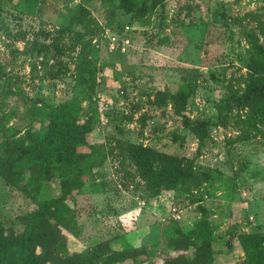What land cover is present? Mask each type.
Wrapping results in <instances>:
<instances>
[{"label": "rangeland", "instance_id": "374dc122", "mask_svg": "<svg viewBox=\"0 0 264 264\" xmlns=\"http://www.w3.org/2000/svg\"><path fill=\"white\" fill-rule=\"evenodd\" d=\"M77 5L88 9L85 23L98 32L104 18L97 0H0V137L19 139L38 128L28 111L33 104L55 107L79 98L84 113L96 108L102 139L119 135L193 158L195 174L207 180L195 192L182 183L154 198L142 189L116 194L107 191L116 174L106 162L76 197L78 233L68 237V248L78 251L113 239L115 249L144 246L149 251L155 241L159 247L163 244L169 222L189 233L205 214L212 229L214 264H245L235 235L264 232V140L227 143L234 133L213 125L215 104L224 89L208 72L243 87V30L252 27L243 16L260 11L264 0H165L164 12L156 10L143 27L123 18L120 26L134 29L132 47L124 55L91 54L100 67L91 95L79 85L77 36L90 35L82 24H70ZM188 81L195 90L182 113L211 123L198 155L196 137L181 126L180 116L170 105L160 106L163 94L175 93ZM57 192L55 181L43 189L46 196ZM33 208L16 188L0 183L1 224L8 226L9 217Z\"/></svg>", "mask_w": 264, "mask_h": 264}, {"label": "trees", "instance_id": "16d2710c", "mask_svg": "<svg viewBox=\"0 0 264 264\" xmlns=\"http://www.w3.org/2000/svg\"><path fill=\"white\" fill-rule=\"evenodd\" d=\"M97 1L103 9V26L131 39L134 29L131 27L124 34V27L129 25L120 26L119 21L128 18L143 27L156 10L164 12L165 3V0ZM87 14L84 5H77L70 24H82L90 35L88 39L86 34L77 36L80 45L77 69L79 85L91 95L100 69L91 57L99 53L92 40L101 29L93 32L86 25ZM243 18L252 23V27L243 30L247 46L243 87H235L223 75L220 78L217 73L208 72V78L224 89L215 104L213 125L234 133L226 139L229 145L254 138L264 140V7L246 13ZM163 42L158 40V44ZM53 48L58 51L55 44ZM42 49L47 50L48 46L43 45ZM194 90L191 81L184 82L175 93L163 94L160 106L170 105L180 116L181 126L196 137L198 155L209 138L211 123L191 120L182 113ZM81 102L74 98L55 107L33 104L28 109L30 119L39 127L19 139L0 137V183L16 188L34 206L25 214L9 217L8 226L0 223V264H214L212 229L205 214L189 233L169 222L163 244L159 247L157 240L149 251L144 246L115 249L113 239L70 251L68 237L76 238L78 233L76 197L106 162L113 164L116 174L107 191L110 188L116 194L142 189L154 198L162 192L175 191L182 183L194 191L207 180L205 175L195 174L193 158L164 153L119 135H106L102 139L97 130L96 108L84 113ZM51 181L57 183L58 192L46 196L43 189ZM235 239L245 264H264V232H237Z\"/></svg>", "mask_w": 264, "mask_h": 264}, {"label": "built area", "instance_id": "2783aa9c", "mask_svg": "<svg viewBox=\"0 0 264 264\" xmlns=\"http://www.w3.org/2000/svg\"><path fill=\"white\" fill-rule=\"evenodd\" d=\"M131 30V27L125 26L123 33H128ZM92 45L98 52L103 51L107 55H124L132 47V40L130 37L120 36L102 26L99 33L93 38Z\"/></svg>", "mask_w": 264, "mask_h": 264}, {"label": "crops", "instance_id": "0c3cea01", "mask_svg": "<svg viewBox=\"0 0 264 264\" xmlns=\"http://www.w3.org/2000/svg\"><path fill=\"white\" fill-rule=\"evenodd\" d=\"M167 193H169V192H167Z\"/></svg>", "mask_w": 264, "mask_h": 264}]
</instances>
